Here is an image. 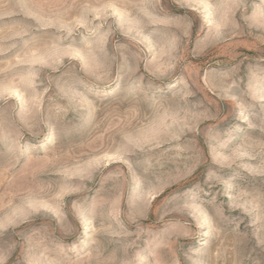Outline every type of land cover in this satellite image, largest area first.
<instances>
[{"label": "rangeland", "instance_id": "374dc122", "mask_svg": "<svg viewBox=\"0 0 264 264\" xmlns=\"http://www.w3.org/2000/svg\"><path fill=\"white\" fill-rule=\"evenodd\" d=\"M0 264H264V0H0Z\"/></svg>", "mask_w": 264, "mask_h": 264}]
</instances>
